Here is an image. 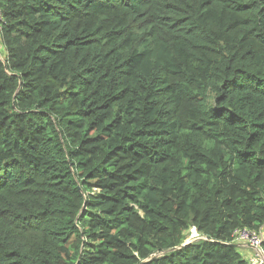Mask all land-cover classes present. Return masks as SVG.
Here are the masks:
<instances>
[{"label":"trees","instance_id":"trees-1","mask_svg":"<svg viewBox=\"0 0 264 264\" xmlns=\"http://www.w3.org/2000/svg\"><path fill=\"white\" fill-rule=\"evenodd\" d=\"M0 9V264H250L264 0Z\"/></svg>","mask_w":264,"mask_h":264},{"label":"built area","instance_id":"built-area-1","mask_svg":"<svg viewBox=\"0 0 264 264\" xmlns=\"http://www.w3.org/2000/svg\"><path fill=\"white\" fill-rule=\"evenodd\" d=\"M4 17L3 12L0 9V32L2 29V23H3ZM233 236L236 239V243H242L247 247H250L256 251V256L258 260L251 259V262L253 264H264V252L262 249V245L264 243V230L260 229L258 231L256 230H250V229H241L236 230L233 234ZM192 240H196L199 238L197 232L195 229L192 230Z\"/></svg>","mask_w":264,"mask_h":264},{"label":"rangeland","instance_id":"rangeland-1","mask_svg":"<svg viewBox=\"0 0 264 264\" xmlns=\"http://www.w3.org/2000/svg\"><path fill=\"white\" fill-rule=\"evenodd\" d=\"M5 56H6V49L3 45L1 32H0V58H3ZM191 240H192V238H191ZM238 250L241 252L243 259H246L251 264H253L251 262V259L258 260V258L256 256V251L254 249H251V248L241 249V247H238Z\"/></svg>","mask_w":264,"mask_h":264},{"label":"water","instance_id":"water-1","mask_svg":"<svg viewBox=\"0 0 264 264\" xmlns=\"http://www.w3.org/2000/svg\"><path fill=\"white\" fill-rule=\"evenodd\" d=\"M1 60H3V58H0ZM198 239H200V238H198ZM198 239H196V240H198ZM196 240H188L187 242H186V244H190V243H192V242H194V241H196ZM232 246L233 247H238V246H240V245H238V244H232ZM174 250H176V249H174Z\"/></svg>","mask_w":264,"mask_h":264},{"label":"crops","instance_id":"crops-1","mask_svg":"<svg viewBox=\"0 0 264 264\" xmlns=\"http://www.w3.org/2000/svg\"><path fill=\"white\" fill-rule=\"evenodd\" d=\"M238 245H240V246H238V247H241V249H245V248H247V247H245V246H243L242 244H240V243H237ZM242 251V250H241ZM240 252V251H239ZM241 253V252H240Z\"/></svg>","mask_w":264,"mask_h":264},{"label":"clouds","instance_id":"clouds-1","mask_svg":"<svg viewBox=\"0 0 264 264\" xmlns=\"http://www.w3.org/2000/svg\"><path fill=\"white\" fill-rule=\"evenodd\" d=\"M189 240H191V238L189 239ZM240 244H242V243H240ZM243 246H245L244 244H242ZM245 247H247V246H245ZM247 248H250V247H247ZM252 249V248H251ZM251 264V263H250Z\"/></svg>","mask_w":264,"mask_h":264}]
</instances>
